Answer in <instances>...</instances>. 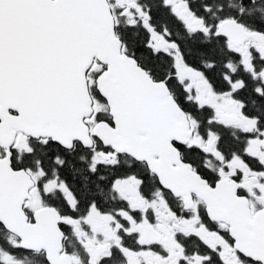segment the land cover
<instances>
[{
  "label": "snow or ice",
  "instance_id": "snow-or-ice-1",
  "mask_svg": "<svg viewBox=\"0 0 264 264\" xmlns=\"http://www.w3.org/2000/svg\"><path fill=\"white\" fill-rule=\"evenodd\" d=\"M0 264H264V0H0Z\"/></svg>",
  "mask_w": 264,
  "mask_h": 264
}]
</instances>
